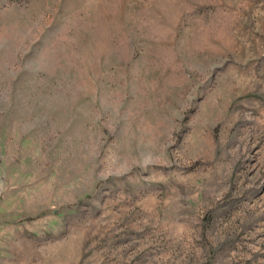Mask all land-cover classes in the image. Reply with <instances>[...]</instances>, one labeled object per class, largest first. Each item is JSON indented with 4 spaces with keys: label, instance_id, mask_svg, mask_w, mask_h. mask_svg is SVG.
I'll return each mask as SVG.
<instances>
[{
    "label": "rangeland",
    "instance_id": "374dc122",
    "mask_svg": "<svg viewBox=\"0 0 264 264\" xmlns=\"http://www.w3.org/2000/svg\"><path fill=\"white\" fill-rule=\"evenodd\" d=\"M0 264H264V0H0Z\"/></svg>",
    "mask_w": 264,
    "mask_h": 264
}]
</instances>
